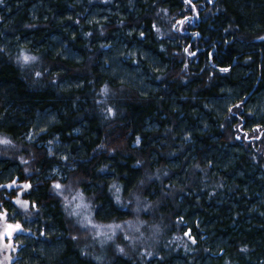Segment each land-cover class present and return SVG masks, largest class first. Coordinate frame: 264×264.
<instances>
[{
	"label": "trees",
	"instance_id": "trees-1",
	"mask_svg": "<svg viewBox=\"0 0 264 264\" xmlns=\"http://www.w3.org/2000/svg\"><path fill=\"white\" fill-rule=\"evenodd\" d=\"M262 38L264 0H0L15 264H264Z\"/></svg>",
	"mask_w": 264,
	"mask_h": 264
},
{
	"label": "rangeland",
	"instance_id": "rangeland-1",
	"mask_svg": "<svg viewBox=\"0 0 264 264\" xmlns=\"http://www.w3.org/2000/svg\"><path fill=\"white\" fill-rule=\"evenodd\" d=\"M97 14H99V12L93 13L95 17L97 16ZM4 146H7V147L3 148ZM2 148L5 149L6 152L8 151L10 152L12 149L11 147L8 148V145L0 143V150ZM8 225H13V226L20 225L23 231H12V234L9 237L8 235H6V232L10 231L7 228ZM25 234H26V230H24L23 224L20 221H14L11 219L9 220L6 214L0 212V261H3L4 264H8L7 258L10 257L11 264H15V262L18 259L17 254H16L18 246H17V241L15 242V239L20 236H24ZM4 244H11L15 250L13 251L11 249H5Z\"/></svg>",
	"mask_w": 264,
	"mask_h": 264
},
{
	"label": "snow or ice",
	"instance_id": "snow-or-ice-1",
	"mask_svg": "<svg viewBox=\"0 0 264 264\" xmlns=\"http://www.w3.org/2000/svg\"><path fill=\"white\" fill-rule=\"evenodd\" d=\"M188 2L191 3V0H188ZM180 23L183 24L184 22H183V21H180ZM154 27H155V26H154ZM262 39H264V38H262ZM186 51H187V50H186ZM192 55H195V53H192ZM34 60H35V57H29V56H24V57H23V61H24L25 64H28V63H30V62H32V61H34ZM220 71H222V72H227L228 69H220ZM39 75H40V74L37 73V76H39ZM104 91H105V93H106V92H107V89H105ZM109 112H111V109H109ZM255 131H259V129H256ZM245 135H247V134H245ZM236 138L239 139L240 137L237 136ZM29 139H31V137H29ZM0 142H3V143H5V144L10 143V142L7 141V140L0 141ZM137 143H139V139H137ZM7 187H11V185H8ZM26 187H30V186H26ZM54 187H55L56 189H60L61 185L56 184V185H54ZM17 203L19 204L20 201H17ZM21 206L23 207V206H25V205L22 204ZM92 227H95V225H92ZM116 227H119V225H117ZM7 228L10 230V231L6 232V235H8L9 237L11 236L12 231H23V229L21 228L20 225H15V226H13V225H8ZM192 242L195 243V240H193ZM4 248H5V249H11V250H13V251L15 250L11 244H4ZM120 251L123 252V249H121ZM242 251H247V249H242ZM7 259H8V264H11V259H10V257L7 258ZM0 264H4V262H3V261H0Z\"/></svg>",
	"mask_w": 264,
	"mask_h": 264
}]
</instances>
